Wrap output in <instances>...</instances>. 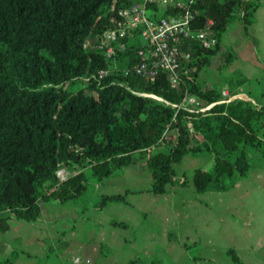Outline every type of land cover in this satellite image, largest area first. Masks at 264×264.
<instances>
[{
    "label": "trees",
    "instance_id": "1",
    "mask_svg": "<svg viewBox=\"0 0 264 264\" xmlns=\"http://www.w3.org/2000/svg\"><path fill=\"white\" fill-rule=\"evenodd\" d=\"M258 4L190 2L192 27L210 19L217 43L206 48L195 39L185 41L190 57L180 58L175 87L162 71L153 81L131 71L140 60L138 31L112 58L96 46L116 25L124 0H0V231L11 218L37 220L43 203L80 197L89 183L103 182L137 157L150 171L147 192L164 194L176 183L198 193L234 187L254 156L264 160V108L242 99L217 102L219 87H206L201 72L220 51L229 25L238 21L246 31ZM181 11L166 6L162 15ZM234 57L229 52L221 63ZM245 81L230 76L231 93ZM185 95L204 106L217 103L191 112L180 106ZM202 153L211 155L210 167L195 168L190 179L184 172L173 179L175 164L186 154ZM61 166L77 172L60 181ZM123 199L102 194L94 206ZM228 253L243 264L232 249ZM14 258L0 264H14ZM158 263L145 257L124 264Z\"/></svg>",
    "mask_w": 264,
    "mask_h": 264
},
{
    "label": "crops",
    "instance_id": "2",
    "mask_svg": "<svg viewBox=\"0 0 264 264\" xmlns=\"http://www.w3.org/2000/svg\"><path fill=\"white\" fill-rule=\"evenodd\" d=\"M229 48L235 57L224 64L218 61L215 68L209 69L210 64L201 72L202 82L206 87L227 86L233 99L264 108V0H259L247 30L242 28L232 36ZM232 75L246 78L235 85L234 94L230 90ZM260 162L252 163L246 176L229 190L198 193L191 186L176 183L164 194L133 193L142 192V188L118 181L124 172L133 179L132 169H137L133 163L115 171L105 183H89L93 185V195L88 200L82 196L89 186L80 197L54 202L51 209L49 202L43 203L35 221L11 218L7 229L0 231V259L14 254V264H50L54 255L51 250L56 248L64 253L56 255L58 264L75 258L79 264H124L156 254L161 257V264L162 260L173 264L178 257L184 258L183 253L186 258L188 255V261L183 259L185 264L190 259L196 264H237L228 253L232 249L243 264H264V160ZM211 163L212 157L207 154L203 168ZM101 194H120L125 201H113L97 209L94 200ZM138 195L146 196L147 200L158 196L170 198L171 202L165 205V218L176 220L180 235L176 240L167 237L166 229L148 226V221L160 213V206L145 210L142 200H137ZM194 248L196 254H190Z\"/></svg>",
    "mask_w": 264,
    "mask_h": 264
},
{
    "label": "built area",
    "instance_id": "3",
    "mask_svg": "<svg viewBox=\"0 0 264 264\" xmlns=\"http://www.w3.org/2000/svg\"><path fill=\"white\" fill-rule=\"evenodd\" d=\"M192 1L124 0L125 5L117 11L116 25L101 35L96 46L103 49L107 58H112L118 50L126 48L129 36L138 31L141 40L138 50L140 60L131 71L152 81L158 72L162 71L169 83L176 87L179 84L180 58L190 57V52L182 48L185 41L195 39L206 48H213L217 43L212 29L213 22L210 19H207L201 28L192 27L195 11L188 8ZM166 6H176L182 11L176 15L164 16L162 9ZM109 70L108 68L100 71L98 76H106ZM125 74L127 75L128 71ZM232 99L228 87H221L220 99L217 102H229ZM217 102L204 106L194 95H185L180 106L191 112H203ZM76 172L61 166L57 169L56 175L62 181ZM72 262L77 264L79 259L75 258Z\"/></svg>",
    "mask_w": 264,
    "mask_h": 264
},
{
    "label": "rangeland",
    "instance_id": "4",
    "mask_svg": "<svg viewBox=\"0 0 264 264\" xmlns=\"http://www.w3.org/2000/svg\"><path fill=\"white\" fill-rule=\"evenodd\" d=\"M242 28H243V26L238 21H234V22H232L229 25L226 34L222 38L221 49L218 52V54L212 59V62H211V65H210L209 69L215 68V65H216V63H218V61L222 62L223 57L227 56V54L229 52L230 53L232 52L231 49L229 48V45L231 44V41H232V36H235L236 33L241 32L242 31ZM220 74H222V73H220ZM220 79H222V76H221ZM206 156H207L206 153H202V154H198V155L186 154L182 158V160H181L180 163L175 164V167L174 168H175L176 181L182 175L181 174L182 172H184L186 174L187 178L190 179L191 178L192 171L195 168L203 167L204 166V162H205ZM260 160H261L260 158H258L257 156H254L252 158L253 165L254 164L261 163ZM134 166L137 167V169L136 168L132 169V173L133 174L131 173V177L133 179H135L134 181H132L133 179L130 180V174H126V172H124L123 174H120L118 176L117 180L118 181L120 180L121 183H126L127 182V184L130 187H137V186H139L137 188H142L141 189L142 192L139 191V192H133V193H146V192H143V191L150 186V183H151L150 171H149L148 167L146 166L145 161L144 160H141L138 157L136 158V160L134 162L133 167ZM104 181H105V179H104ZM99 183H102V182H99ZM88 186H87L88 187V191L86 190V192L82 196V198H84L85 200H88L89 197H90V195H93V192H92V189H91V187L93 185L92 184H89ZM126 192H130V190H127ZM87 196H88V198H87ZM137 197H138L137 198L138 201H139V199H141L142 202L145 204L144 205L145 206V210L147 208L148 209H151L152 207H156L158 205L160 206V213H158V216L157 217H155L154 219L149 220V221L145 219L146 222L148 221V226H150V227L151 226H155V227L159 226V229L160 228H162V230L163 229H166L167 237H169V239L176 240L180 236L178 234V230H176V226H175L176 220L173 221V220L169 219V221H167L166 218H165V217H167L165 215V210H166L165 209V205L168 204V201H169V203L171 202L170 198H166V196H158L154 200H152V199L147 200L146 196L138 195ZM98 198H99V196H97V198L94 200V202L97 201ZM262 199L264 200V197H262ZM123 200L125 201V196H124V199ZM48 202L50 203L48 205H52V206H48L49 209L55 207V204H52L54 202H52V201H48ZM48 202H46V203H48ZM109 203H112V202H109ZM109 203H107L106 205H108ZM93 206H94V204H93ZM184 224H185V221H184ZM158 242H160V241L158 240ZM160 245H161V243H160ZM44 247L47 250L50 249L49 246L46 245V244L44 245ZM102 248L104 249L105 247H102ZM158 250H159V248H158ZM51 252H53L54 255L52 256L53 257L52 260L50 259V262L52 261L50 264H58L59 261L56 258V255H58V256L59 255H63L64 254L63 251L62 252H59L56 248H54V249L51 250ZM196 252H197V250L194 248V249H191V252H189V253L190 254L191 253L192 254H196ZM183 256H184V258H186V254L185 253H183ZM194 256H197V255H194ZM65 257L68 258L69 256L66 255ZM174 257H178V256H174ZM137 258H144V257H137ZM184 258H182V257L179 258L178 257V259L176 260V262H173V264H185L184 263L185 261L183 260ZM156 259L159 260V263L158 264H161V257H159L157 254H156ZM186 259L188 261V255H187V258ZM72 261H70L69 263H65V264H72L73 263ZM190 261L191 262H188V264H191V263L192 264H196V262L194 263L192 261V259H190ZM162 263L163 264H167L163 260H162ZM77 264H79V263H77Z\"/></svg>",
    "mask_w": 264,
    "mask_h": 264
}]
</instances>
